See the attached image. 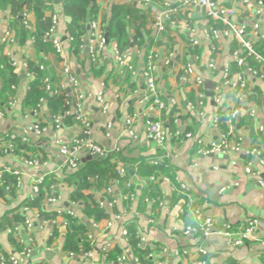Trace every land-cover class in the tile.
Wrapping results in <instances>:
<instances>
[{"label": "crops", "instance_id": "0c3cea01", "mask_svg": "<svg viewBox=\"0 0 264 264\" xmlns=\"http://www.w3.org/2000/svg\"><path fill=\"white\" fill-rule=\"evenodd\" d=\"M94 1L99 8L96 22L100 26L102 16L108 18L113 7L120 8L125 38L136 41V44L131 43L129 48L121 50H129L131 70L116 64L113 47L117 43L113 39L108 41L94 61L85 47H79L74 53L69 43L63 42L66 21L62 11L58 31L63 52L57 55L53 47L44 41L41 52L32 38H28L23 45L19 44L10 25L15 18L9 13V6L0 9V60L4 57L10 59L20 77L12 96L1 92L0 77V111L3 113L0 117V187L4 188V193L0 194V222L5 215L20 211L23 202L35 196L33 185L38 179H42L43 189L51 190L49 196L57 198L53 204L44 199L43 208L58 215L55 220L43 221L38 210L33 209L34 227L27 231L21 228L13 234L20 245L17 250L9 241L11 230L0 228V264H12L9 260L11 256L18 260L17 264H117L120 255L125 257L127 264H143L128 238L122 235L123 229L127 230L129 225L134 226L139 243L153 248L150 253L152 264H197L199 257L196 252L200 247L209 255L207 264H263L264 187L258 182H264V165H260L256 157L243 153L205 155L201 150L211 141L224 137L239 143L242 149L257 147L264 160V65L259 64L252 69L257 72L255 77L245 76L248 83L242 92L225 91L223 102L217 103L214 95L208 96V92L213 93L215 86L221 82L224 67L229 68L233 80L237 73L243 71L236 66L232 56L240 45L232 37H206L205 31L211 23L204 9L198 5L186 6L180 0H151L148 4L142 0ZM216 1L233 9L232 20L246 25L249 31L252 23L260 24L258 34L250 35L256 49L264 40L261 38L264 37V16L257 13V0ZM43 11L44 16H51L50 9ZM21 14L29 34H35L36 9L23 5ZM158 16H161L164 31H158L154 25ZM6 32L10 33L12 40L2 42ZM193 39L198 40L199 45H192ZM148 55H152L157 67L156 84L163 101L167 103L164 110L153 106L145 89L142 71ZM39 59L46 63L56 78L53 87L59 83L64 67L73 72L86 96L84 113L89 120V140L109 152L118 149L115 153L122 155L117 163L126 166L128 177L125 183L130 185L128 188L134 187L126 194H131L132 199L123 200L115 184L116 202L112 206L105 205L112 200L105 193L112 181L108 171L102 175L104 178L100 182L92 178L90 187L83 192L89 196V202L97 203L104 210L107 219L94 222L83 214L81 206L70 202L75 188L67 182V176L74 170L63 165L64 159L58 152L56 141L69 143L73 137L82 134L85 130L83 125L71 118L70 124L62 119L60 126L56 127L52 121L54 116H51L45 103L36 110L23 103L32 79L27 75L28 64H37ZM210 59L215 61L217 70L208 69ZM188 66L193 69L192 75L187 72ZM195 76H200L204 85L206 82L214 85L210 90L206 88L201 104L197 90L192 86ZM98 92H102L109 104L106 115L100 113L95 100ZM233 108L241 109L239 116L230 120L220 117L224 110ZM252 109L255 110L253 116L250 114ZM171 119H175L173 125L176 130L173 132L168 127L172 124ZM127 120H132L128 126L132 135L128 133ZM153 120H162L168 131L164 147L158 146L146 135L147 125ZM108 123L109 136L105 129ZM35 125L45 127L46 131L35 134L31 129ZM176 132L179 135H175ZM185 134L191 137L186 138ZM198 140H203L204 144ZM14 141L26 150L14 152ZM93 160L96 159H83L77 170ZM142 163H162L165 168L157 171L155 176H148L139 167ZM247 168H250V174L246 173ZM128 169L134 173L129 174ZM3 173L16 176V184L3 187ZM159 195H163L165 200H159ZM175 195L181 197V201L172 205L171 196ZM160 202H163L162 206ZM101 203L104 206H100ZM123 209L126 213L122 219L108 227L107 222L113 220L114 214H123ZM68 210L89 226V233L94 238L92 259L83 256V249L72 255L61 249L67 225L64 215ZM196 212L202 217H213L218 227L228 224L237 228L250 219H256L258 225L254 236L243 245L226 247L219 237L205 238L198 233L183 235L185 227L197 225ZM55 228L59 234L51 240ZM24 247L28 249L27 256L21 255Z\"/></svg>", "mask_w": 264, "mask_h": 264}, {"label": "built area", "instance_id": "2783aa9c", "mask_svg": "<svg viewBox=\"0 0 264 264\" xmlns=\"http://www.w3.org/2000/svg\"><path fill=\"white\" fill-rule=\"evenodd\" d=\"M144 3L148 4L151 0H142ZM184 5H198L202 9H204L208 20L211 25L207 31H205L206 37H212L214 39L220 37H232L234 40L238 42L240 48L238 51L233 53V59L236 66L243 71L237 73L236 79L233 80L230 78L229 68L226 66L223 68L221 72V82L219 85L215 86L213 89L214 100L217 103H222L224 98L225 91L233 90L237 92H242L247 85V80L245 76L247 74L255 77L257 72L252 70L246 62L247 58H251L255 62L264 65V56L262 53L264 52V48L261 51L255 49L253 40L250 35L258 34L257 31L260 28V24L258 22H254L251 24V29L249 31L248 27L243 24H238L236 21L232 20L234 15V10L231 8H227L219 3L216 0H180ZM256 5L258 7L257 13L261 16H264V2L261 0L256 1ZM55 10L50 16L51 24L48 30L45 32L43 36L44 42H49L54 49V52L57 55L62 54L63 52V44L61 41V34L58 31V25L60 22V12H61V3H55ZM155 27L158 31H164V25L161 20V16H158L155 19L154 23ZM89 31L87 37L82 38V44L80 47H85L88 51V54L91 60H95L97 54L104 49V47L108 44V40L106 38L105 32L102 26L98 25L96 21H92L88 24ZM261 38H264L263 36ZM68 41H72V37H66ZM10 33L6 32L1 38L2 42L11 41ZM192 45H199V41L196 39L191 40ZM114 49V60L118 67L132 69L131 65L128 62L129 50L120 51L116 45L113 47ZM208 69L211 71L217 70V65L213 59H210L208 62ZM39 69H43V66L40 65ZM157 71L156 64L153 60L152 55H148L147 63L142 71L143 82L145 85V89L150 96V100L153 106L158 110H164L167 108V103H165L162 99V93L156 84L155 74ZM187 72L192 75L193 69L191 66L187 67ZM61 78L57 86L52 87L49 83V80L46 79L45 82L46 90L49 93L62 95L64 97V104L67 109L64 111L62 116L53 117V124L56 127H59L61 124L62 117H71L74 121L79 122L83 125L85 130L82 132L80 136H75L71 139L69 143L64 141H56L58 143V152L60 156L64 159L63 165L68 169L77 170L79 168L80 162L83 159L91 158V159H105L111 153L118 152V149H114L112 152L105 150L103 147L98 145L97 143L89 140V120L87 119L84 113V102L86 100L85 94L82 93L80 88V83L77 80L76 76L73 72L68 68L64 67L62 69ZM29 77H33V73H27ZM250 76V77H251ZM195 90H197V97L200 100L199 104H201V100L205 96L206 87L204 85L203 79L200 76H195L193 79V85ZM53 88V89H52ZM95 100L99 106L100 113L102 115H106L109 111V104L107 100L104 98L102 92H98L95 96ZM44 103V100L41 99V104ZM36 112V111H34ZM241 112L240 108H233L230 110H224V112L220 115L222 118H226L227 120L234 119L239 116ZM250 114L253 116L255 114V110H250ZM3 113L0 111V117ZM132 123V120H127V130L130 135H132V131L129 129V125ZM33 132L37 135L46 131L45 127H40L39 125H35L31 128ZM106 135L109 136L110 124L105 125ZM263 130V127H260ZM146 135L149 139L153 140L158 146L164 147L165 140L168 137V131L164 125L162 120H153L148 123L146 129ZM175 135H179L178 132ZM186 138L191 137L190 134H185ZM199 143L204 144L203 140H198ZM10 146V145H9ZM11 147V146H10ZM201 152L205 155L209 154H240L243 153L248 156L256 157L258 163L260 165H264L263 157H261L262 152L257 148L251 149H242L239 143L232 141L231 139L221 138L218 141H211L207 147H203ZM30 164V163H29ZM1 172V171H0ZM125 168L121 167L118 169L117 173L120 177L125 175ZM246 173L250 174V168L246 169ZM42 179H38L35 181L33 185V194L37 195L39 192L40 184ZM116 184L115 180H112L109 185L105 189V193L112 198L110 202H107L108 206H112L116 202V195L114 193V185ZM258 184L264 187V182L259 181ZM130 185L127 184V187ZM121 198L123 200L132 199V195L126 194L122 195ZM57 200L56 197L46 196L45 201L47 203H55ZM159 205H163V202H160ZM100 206H104L101 203ZM176 207V206H174ZM168 207H165L167 209ZM31 209L24 207L22 212L25 215L24 221V229L27 231L28 229H32L34 227V220L31 217ZM123 214H114L113 220L107 222V226L110 227L114 221H120L123 215L126 213V209H123ZM67 215L74 216V212L68 210L66 212ZM38 216H36V219ZM39 222V219L38 221ZM195 222L196 226L189 225L184 228L183 235L188 236L191 234H201L203 237H219L226 247H240L243 245L248 239H251L254 236L255 229L257 228L258 221L256 219L248 220L243 226L240 227H231L228 224H225L221 227H218L211 216L202 217L199 212L195 213ZM40 223V222H39ZM11 231H9L10 233ZM17 232V231H16ZM122 235L127 238V230L123 229ZM89 241V248L84 250L83 256L85 258L92 259V249L93 246V235L91 233L87 236ZM143 240V239H142ZM141 240V241H142ZM186 253V252H184ZM72 255V253H69ZM199 260L197 264H207V260L203 257L206 256L207 251L200 247L196 252ZM21 255L27 256L28 249L25 247L21 251ZM264 255V253H263ZM151 254H148L147 257H150ZM12 264H17V259L14 256L9 258ZM117 264H127V261L123 255H120L117 260ZM3 264V263H2ZM91 264H98L96 262H92Z\"/></svg>", "mask_w": 264, "mask_h": 264}, {"label": "trees", "instance_id": "16d2710c", "mask_svg": "<svg viewBox=\"0 0 264 264\" xmlns=\"http://www.w3.org/2000/svg\"><path fill=\"white\" fill-rule=\"evenodd\" d=\"M61 3V11L64 17L70 18V21L65 22V39L63 42L69 43L70 49L76 53L79 50L80 45L82 44V38L87 35L88 30L87 26L90 22L96 21L98 17V5L94 0H19L17 2L11 0H0V9L4 10L9 6V13L14 16L15 21L10 22V25L14 28L16 32V38L19 44H25L28 38H32L34 45L39 52L44 48L43 36L48 30L51 20L50 17L44 16V9H50L53 13L55 3ZM23 5L27 7L33 6L38 14V20L36 23V32L29 34L26 25L22 23V8ZM51 13V14H52ZM106 38L108 41L114 40L117 43L118 49L121 51L124 48H129L131 43L136 44V41H130L125 38L124 25L120 22V8L113 7L111 9L110 17L102 16L101 24ZM27 34H29L27 36ZM66 37H72V41H68ZM46 44L51 45L49 42ZM255 47V46H254ZM264 48V40L261 41L259 46L256 47L257 50L261 51ZM246 62L248 66L252 69L258 67L259 63L255 62L251 58H247ZM42 65L43 69H39V66ZM0 77L2 81V90L1 92L5 95L8 93L11 96L14 95L15 88L20 80L19 75L14 71L12 67V61L7 57H4L0 60ZM28 72L33 73V77L29 82L25 98L24 105L33 110L38 109L41 105V99L44 100V103L49 110L51 116H62L64 111L67 109L64 104V97L62 95H57L49 93L46 90L47 83L46 79L49 80L50 85L53 87L55 85L56 78L52 76L47 67L46 63L39 59L37 64H28ZM53 89V88H52ZM67 118V119H66ZM63 118L64 122L70 124L71 117ZM175 120V119H174ZM173 119L170 121L172 124H169V129L171 132L175 131V125H173ZM15 149L14 152H20L26 150L21 144H18V141H14ZM119 157H122L119 153H111L108 157L101 160L88 161L82 169L74 170L67 177V182L71 184L75 189L70 196V202L75 203L78 206H81L82 212L88 218H91L92 221L98 222L103 219H107V214L103 209L99 208L97 203L89 202V196H86L83 192L88 189L91 185V179L94 178L97 181H101V178H104L102 175L105 172L111 173V180H115L117 189L120 194L126 195L128 190H133L134 187H127L126 179L128 177L127 173L123 177H120L117 173L119 167H124L122 163H117ZM124 160V158H122ZM126 161V160H124ZM143 171L147 173L148 176H155L157 171L164 170V164H155V165H144L143 163L139 166ZM126 170V168H125ZM102 173V174H101ZM97 178V179H96ZM1 182H3V187L6 185L14 186L17 182L16 176L3 173L1 176ZM106 182V181H105ZM41 186V184H40ZM48 191V192H47ZM51 190L43 189L41 186L39 192L32 199H28L23 202L21 205L20 211L11 215H5L0 222V228L6 227L11 230L9 234V241L13 244L14 248H20L19 243L14 239L13 234L24 228L25 215L22 212L24 207L28 209H37L39 212V217L43 221H52L58 216L55 212L48 213L43 208V201L48 193ZM4 193V188L0 187V194ZM128 193H130L128 191ZM159 200L164 201L165 198L158 196ZM181 201V197L175 195L171 196V204H178ZM67 225L64 229L63 234V243L61 249L64 252L68 253H79L80 250H85L89 248L88 234L89 226L82 219L77 216L64 215ZM59 232L57 228L54 229L53 236L51 240L58 236ZM127 238L130 245L135 248V255L140 259L143 264H152V258L147 257L153 251V248H150L147 245L139 243V239L136 235L134 226L129 225L127 227ZM205 260L209 259V255L203 257ZM214 264V263H213ZM264 264V262H263Z\"/></svg>", "mask_w": 264, "mask_h": 264}, {"label": "water", "instance_id": "95a60500", "mask_svg": "<svg viewBox=\"0 0 264 264\" xmlns=\"http://www.w3.org/2000/svg\"><path fill=\"white\" fill-rule=\"evenodd\" d=\"M64 20L68 23L69 21H70V18H68V17H64ZM87 29H89V26H87ZM205 86H206V88L207 89H212L213 88V84L212 83H210V82H206L205 83ZM213 95V93L212 92H208V96H212ZM128 173L129 174H133L134 173V171L132 170V169H128Z\"/></svg>", "mask_w": 264, "mask_h": 264}]
</instances>
